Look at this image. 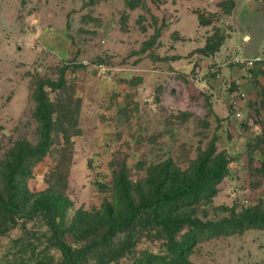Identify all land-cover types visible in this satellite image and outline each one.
Segmentation results:
<instances>
[{"label":"rangeland","instance_id":"1","mask_svg":"<svg viewBox=\"0 0 264 264\" xmlns=\"http://www.w3.org/2000/svg\"><path fill=\"white\" fill-rule=\"evenodd\" d=\"M262 8L263 0H0V162L17 144L42 141L34 115L42 89L50 142L41 160L30 158L22 190L67 203L64 214L8 215L0 264L28 258L16 243L46 231L47 219L67 230L76 211H98L122 166L136 184L148 169L184 172L213 151L226 175L190 216L216 222L264 212V63L235 62L264 54ZM0 193L22 203L2 181ZM73 235L64 234L71 250L80 245ZM135 242L136 253L164 243L147 234ZM45 257L61 264L56 248ZM188 260L264 264V227L206 235ZM105 264L133 261L123 254Z\"/></svg>","mask_w":264,"mask_h":264},{"label":"trees","instance_id":"2","mask_svg":"<svg viewBox=\"0 0 264 264\" xmlns=\"http://www.w3.org/2000/svg\"><path fill=\"white\" fill-rule=\"evenodd\" d=\"M262 11L264 13V0ZM36 98H42L34 110L41 124L42 141L35 146L17 144L5 161L0 162L2 185L9 195L21 196L22 200L20 203L0 193V234L8 230L4 226L8 215L32 219L37 214H48L51 208L64 214L67 205L51 192L35 197L31 193L27 196L22 190L21 179L31 164L30 158L35 162L41 160L50 142L52 123L42 89L39 88ZM212 152L193 162L184 172L168 165L156 171L148 169L143 181L136 184L128 179L126 168L122 166L109 201L92 214L76 211L74 222L67 230L55 220L47 219L46 231L34 230L31 233L36 235L34 239L28 236L16 243L20 256L30 252L28 258L20 257L17 264H51L45 257L50 247L60 251L61 264H105L118 261L123 254H131L133 264H189L194 245L206 235L264 227V212L260 211L216 222H203L190 216L189 211L195 204L214 196L216 185L226 175V161L218 155L212 156ZM133 190L138 193L136 198ZM33 196L29 203L27 198ZM65 232L74 234L80 245L71 250L65 243ZM121 234L124 236L120 237ZM143 234L163 239L160 250L134 252L135 240ZM43 238L48 242L46 248L36 251ZM5 264L16 263L6 261Z\"/></svg>","mask_w":264,"mask_h":264},{"label":"built area","instance_id":"3","mask_svg":"<svg viewBox=\"0 0 264 264\" xmlns=\"http://www.w3.org/2000/svg\"><path fill=\"white\" fill-rule=\"evenodd\" d=\"M235 62L241 63L242 65H244L247 68H251L255 64H263L264 63V54L255 55V56H252L251 58H247V57L238 58V59H235ZM89 68L90 69L94 68V69H97V70H101L103 67H102V65H92V66L90 65Z\"/></svg>","mask_w":264,"mask_h":264},{"label":"crops","instance_id":"4","mask_svg":"<svg viewBox=\"0 0 264 264\" xmlns=\"http://www.w3.org/2000/svg\"><path fill=\"white\" fill-rule=\"evenodd\" d=\"M260 10V9H259ZM263 13V11L260 13L261 14V16H262V18L264 19V13ZM249 38V40H250V36L248 37ZM260 66V65H259Z\"/></svg>","mask_w":264,"mask_h":264},{"label":"water","instance_id":"5","mask_svg":"<svg viewBox=\"0 0 264 264\" xmlns=\"http://www.w3.org/2000/svg\"><path fill=\"white\" fill-rule=\"evenodd\" d=\"M149 91V87L146 88V93Z\"/></svg>","mask_w":264,"mask_h":264}]
</instances>
